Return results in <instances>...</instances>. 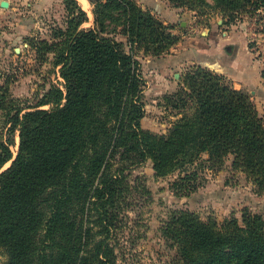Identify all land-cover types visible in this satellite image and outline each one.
Returning <instances> with one entry per match:
<instances>
[{
  "label": "trees",
  "instance_id": "1",
  "mask_svg": "<svg viewBox=\"0 0 264 264\" xmlns=\"http://www.w3.org/2000/svg\"><path fill=\"white\" fill-rule=\"evenodd\" d=\"M89 1L91 27L79 28L86 12L64 0L69 18L57 29L59 40L37 43L54 53L62 78L38 104L49 108L17 109L0 141V264H116V231L132 187L126 171L146 160L157 177L185 172L173 185L190 191L196 173L186 169L195 159L205 153L206 162L220 165L232 155L233 167L264 188V120L246 93L224 81V66L187 67L172 95L184 112L165 134L144 129L136 55H160L178 36L136 0ZM110 6L124 16L129 50L106 24ZM205 43L200 36L195 47ZM162 230L176 245L178 264H264L256 215L219 222L171 210Z\"/></svg>",
  "mask_w": 264,
  "mask_h": 264
},
{
  "label": "rangeland",
  "instance_id": "2",
  "mask_svg": "<svg viewBox=\"0 0 264 264\" xmlns=\"http://www.w3.org/2000/svg\"><path fill=\"white\" fill-rule=\"evenodd\" d=\"M5 1L7 6L0 4V141L7 137L9 117L17 109L49 108L48 104H38L49 86L52 83L59 85L62 78L54 53L45 52L37 43L59 40L55 36L57 29H65L69 18L64 0ZM77 2L88 16V21L79 28L91 27L93 4L89 0ZM136 3L156 21L171 26L172 34L178 36L176 44L167 53L169 50L175 52L174 49L185 44L195 46L202 30L211 31L204 35L205 48H209L217 41V32L225 37L222 32L226 31L240 38L217 51L218 59L231 69L238 65L237 57L244 49L242 39H245L259 62L260 73L255 84L242 91L251 98L264 120V78H261L264 72V0H180L179 3L153 0L150 4ZM109 9L113 15L106 24L126 45L121 34L125 26L124 16L114 6ZM229 47L232 51L228 50ZM139 54L145 111L141 125L153 133L165 134L180 116L178 112L184 110L175 105L172 95L179 88L178 77L180 79L188 64L179 68L163 67L159 58ZM246 55H242L243 60ZM198 61L214 62L210 56L201 53L197 55ZM224 81L231 85L228 77ZM14 141L11 146L13 157L18 148L17 133ZM232 158V155L226 156L220 165L206 162L205 153L195 159L186 169L196 173L195 188L190 191L176 189L173 185L185 172L175 171L157 177L149 160L126 171L132 187L126 195V208L122 210L125 214L123 224L116 231V264H178L176 245L162 230L171 210H188L203 220L213 217L219 222L235 218L241 223L244 214L256 215L264 229V188L257 186L249 174L234 168Z\"/></svg>",
  "mask_w": 264,
  "mask_h": 264
},
{
  "label": "crops",
  "instance_id": "3",
  "mask_svg": "<svg viewBox=\"0 0 264 264\" xmlns=\"http://www.w3.org/2000/svg\"><path fill=\"white\" fill-rule=\"evenodd\" d=\"M136 2L150 4V3H153V0H136ZM212 31H214V30H212ZM210 32H204L203 30L200 31V36L203 35L202 36L203 42H206L204 40L205 39L204 35H207ZM222 33L225 34V37H221L220 36L221 33L217 32L218 39L215 43L211 44L209 48L195 47L193 45L187 46L185 44L181 48L174 49L175 52H172L171 50H169V52L167 53V51H168L167 50L166 52H164L160 55L152 56L150 54L149 55L143 54L142 51H139L137 53L136 57L141 62V56H139L140 55L139 53H142L143 55H145V57H149L151 59H158L159 58L163 63L162 64L163 67L179 68L184 64H188L187 67H189V66L197 63V55L201 53L205 56H210L211 60H213L215 62L219 61L218 63L220 65L224 66V72L222 73L223 77L224 78L228 77L229 79H231L230 83H231V86L233 88L241 89V90H247V88H249L253 84H255L254 81H256V79H257V74L260 73L259 72V69H260L259 68V62L257 59H255V56H253V53L251 52V50L249 49V47L246 43V40L242 39L244 49H243L242 53L237 57L238 65L236 66V68L230 69V67L228 65L223 64V62H221L220 59H218L217 51L220 48H222L224 45L233 44L236 41H239L240 38L232 36V35L228 34L226 31H223ZM194 37H196V35L193 36L192 39H194ZM185 43H187V42H185ZM125 49L129 50V47L127 46ZM245 53H247L246 59L243 60L242 55H244ZM175 75H176V73H175ZM261 78H263L262 73H261ZM177 85H178V87L181 85L179 77H178V84Z\"/></svg>",
  "mask_w": 264,
  "mask_h": 264
},
{
  "label": "water",
  "instance_id": "4",
  "mask_svg": "<svg viewBox=\"0 0 264 264\" xmlns=\"http://www.w3.org/2000/svg\"><path fill=\"white\" fill-rule=\"evenodd\" d=\"M0 4H1V6H7V2H6L5 0H2V1L0 2Z\"/></svg>",
  "mask_w": 264,
  "mask_h": 264
}]
</instances>
